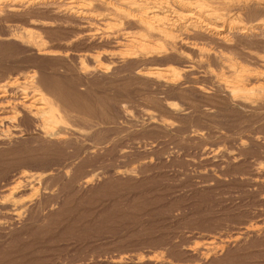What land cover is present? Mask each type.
<instances>
[{
	"label": "rangeland",
	"instance_id": "rangeland-1",
	"mask_svg": "<svg viewBox=\"0 0 264 264\" xmlns=\"http://www.w3.org/2000/svg\"><path fill=\"white\" fill-rule=\"evenodd\" d=\"M83 1L0 12V264H196L189 250L203 238L247 226L252 237L215 264H264V106L232 102L218 84L233 77L224 61L264 70V39L202 33L196 50L147 55L133 39L148 36L126 17L135 5ZM156 68L177 77L141 74ZM35 93L57 108L58 142L40 112L15 109Z\"/></svg>",
	"mask_w": 264,
	"mask_h": 264
},
{
	"label": "bare ground",
	"instance_id": "bare-ground-1",
	"mask_svg": "<svg viewBox=\"0 0 264 264\" xmlns=\"http://www.w3.org/2000/svg\"><path fill=\"white\" fill-rule=\"evenodd\" d=\"M22 1L23 0H5V6H3V4L0 6V12H2V11L4 12L5 10H3V9L5 7L11 12H17V11L23 9V7L26 4V3L22 2ZM45 1H47V0H45ZM82 1L81 0H78V1L77 0H72L71 3L72 4H78V7L80 9L84 10L85 8H87V6L84 5L83 3H81ZM113 1L114 0H90L89 3L94 4V5L98 4L100 6L103 5L106 8L107 6L110 7V6L114 5L115 1L114 2ZM141 1H142L141 3H143L142 5H139L137 0H125V3H128L130 5H135L136 6L135 9L137 8L136 12H138V13L133 15V12L132 13L130 12V13L126 14V17H129V18L131 17L130 19L134 18L133 21L136 20L137 23L144 29L146 35L148 36V37H144V38H141V37L137 38V36L134 35L133 44L135 45V49L137 51H142L143 54H147V55L148 54H151V55L155 54V55H158V57H159V55H161L162 53L165 52V54L168 55V53H174L175 50L177 51V49H178L177 46L179 44L182 45V46L185 45L187 47H190L191 50H196V48H194L195 46L192 47L193 43H191V41H195L196 40V35H198V34L201 35L202 33H204V34L206 33L205 36L208 35V37H210V38H212V39H214V40H216V41H218L220 43H223V44L227 43L229 40L232 41V39L233 40L245 39V40H250V42H252L251 39H255V38L264 39V18H263L264 16L262 17L261 20H256V21H253L251 23L244 22V21L248 20V19L244 20V16L247 14V12H249V11H251L253 9H256V10H260L261 9V10L264 11V0H141ZM83 2L85 3V1H83ZM122 2H124V0H122ZM118 3H120V2H118ZM40 4L42 6L44 5V3L43 4L40 3ZM122 4L124 5V3H122ZM108 7L106 9H108ZM125 7H127V6H125ZM71 9H73V8L71 7ZM94 9H96V8H94ZM166 9L172 11V14H174V19L170 20V19H168L167 16H165L163 14L164 10H166ZM111 11H112V9H111ZM31 12H32V10H31ZM92 12H94V11H92ZM114 13H116V12H114ZM248 14H250V13H248ZM118 15H119V13H118ZM86 16H88V15H86ZM123 23H124V21H123ZM183 29L186 30V32H191V33H186V34L181 33V34H179L180 30L182 31ZM94 35H95V33H94ZM89 36H91V35H89ZM155 37L156 38L160 37V38H163L165 40L166 44H165L164 48L162 47L163 45H161L163 42H161V44H158V42H159L158 39L157 40L153 39ZM176 38H178V39L176 40ZM256 40H258V39H256ZM250 42H248V44ZM23 44H25V43H23ZM122 44H124V43H122ZM32 45H33V43H32ZM167 45H169L168 48L166 47ZM232 46H234V45H232ZM238 46L240 47L241 45L238 44ZM245 46L248 47V45H245ZM220 47L221 46H219V48ZM165 48H167V49L164 51ZM167 50H171V52L167 51ZM202 51H205V50H202ZM132 52H134L133 49L130 50V53L128 52V56L129 57H131V56H133L135 54V53H132ZM206 52H207V50H206ZM206 52H205V54H206ZM217 52H218V49H217ZM217 52H215V53H217ZM38 53L39 54H43V56H44V54H47L48 51L46 52V49H43V48L40 47L39 50H38ZM203 54H204V52H203ZM213 54L212 55H208L207 54V55H208V57H210V56L218 57V58L222 57L220 55V51H219V55H217V54L213 55ZM106 55H108V54H106ZM151 55H149V56H151ZM202 55H201V57H202ZM60 56H61V54H60ZM92 56H90V57H92ZM104 56H105V54H104ZM184 57H186V56H184ZM191 58H193V57L188 58V61ZM200 60H202V59H200ZM96 61H98V59ZM262 61L264 62L263 59H262ZM100 62H102V61H100ZM237 62H238V60H237ZM260 64H262V63H259V65ZM99 66L102 67V65H99ZM108 66L110 67V65H108ZM222 67H224V69H226L233 76L230 81L226 80L227 79L226 78L224 80L222 79V82L221 81L219 83L217 82L219 84V86H221L225 90L228 99L229 98L231 99L230 101L235 102V103H239V104H242V105H248V106L254 107V108H255V106L256 107L257 106H264V70H262L260 72H255V71L253 72L252 70H248V69L245 70L242 67H239V66L236 67V66H234V64L232 65V63L230 61H228V62L224 61ZM159 68H156V69H153V70H145V71H142L141 74L146 75L145 76L146 78H147L148 75L156 76V77L157 76H159V77L160 76L171 77V79H169V82L171 80L174 81L175 78L177 77L176 73H172L171 74L170 72H167L166 71L167 68H165V70L164 69H159ZM93 72H95V71H93ZM171 72H173L172 69H171ZM138 73H140V72H138ZM168 75H170V76H168ZM184 77H185V75H184ZM215 77H216V75H215ZM253 79H256V81L258 83L257 84L254 83L255 85H251L250 84L251 80H252V83L254 82ZM187 83H189V82L187 81ZM2 87H6V86H0L1 89H2ZM199 89L201 90V88H199ZM35 92H37V91H35ZM42 94L35 93L37 98L34 99V96H33L34 102L32 101L30 104H26L23 101V102H20L19 104L15 103L14 106H15V109L16 108H20L22 111H27L29 113H34L35 111H37L38 113L40 112V114L38 116L43 118L44 122L46 123V128H45V131H44V137L55 139L58 142L60 137L57 136L58 133L55 130H53V128H54V119H55V118H53V115H54V111H56L57 108L54 106V103L52 104L51 102H49L47 99H45L44 95H42ZM5 96L6 95L1 94V92H0V100L5 99L6 98ZM225 99H227V98H225ZM38 105H40V106L37 107ZM258 110H259V108H258ZM258 110H257V112H258ZM254 111H255V109H254ZM37 112L34 113V115H36ZM48 113H49V116H48ZM255 114H256V112H255ZM88 182L89 181H87L86 183H88ZM255 232L251 228H249V226H247L246 228H244L240 233H238L234 237H228V238H225V239H223V238L217 239L215 237H213V238H206L205 237V238H203V242H200V243L196 244V246H194L192 249L189 248L190 249L189 252L191 253V256L195 258L196 264H215L217 260H220L230 250L236 249L240 245L246 243L249 240V238H251L252 235Z\"/></svg>",
	"mask_w": 264,
	"mask_h": 264
}]
</instances>
